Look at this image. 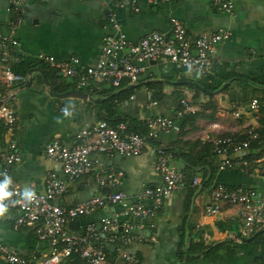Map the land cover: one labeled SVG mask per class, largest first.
Masks as SVG:
<instances>
[{
  "label": "crops",
  "instance_id": "crops-1",
  "mask_svg": "<svg viewBox=\"0 0 264 264\" xmlns=\"http://www.w3.org/2000/svg\"><path fill=\"white\" fill-rule=\"evenodd\" d=\"M132 1L138 3V12L133 11ZM117 3V20L133 43L153 31L169 34L172 19L180 21L192 37L228 31L230 38L219 44L213 55L211 74L202 78L215 91L204 92L187 84L201 79L167 60L147 64L137 83H127L130 94L112 100L108 98L116 92L107 96H91L85 92L88 99L52 97L51 85L53 89L71 88V82L48 80L51 85L46 86L39 73H32L31 85L27 88L23 85L9 100L16 116L13 138L21 157V162L12 169L15 183L24 191L42 192L49 173L62 177L60 165L46 157L45 145L59 141L70 147L84 126L102 120L100 114H107L106 107L119 120L126 117L144 123L151 118L167 117L174 120V126L158 136L156 145L169 153L173 167L185 172L188 184L167 197L155 217L143 220V229L139 232L142 239L134 241L126 250L136 255L139 264H264V245L249 246L234 238L241 228L237 208L224 206L217 217L203 215L211 184L243 185L264 192V170L259 169L264 163L258 168L252 163L244 170H219L218 158L204 141L207 136L240 137L248 126L260 131L264 139V0H174L158 5H151L147 0H24L23 16L14 32L17 53L25 56L30 69H43L47 79L55 73L37 61L39 54L53 56L58 61L77 58L83 67L94 66L101 40L113 33L107 12ZM222 3H231L232 12L221 11ZM13 15L8 0H0L2 32H8ZM252 81L258 85H251ZM9 90L0 77V99ZM254 99L260 103L258 110L250 109ZM235 107L240 109L239 117L233 115ZM4 128L0 123L1 142ZM96 160L98 170L112 168L122 174L116 189L129 201L144 187L159 184L156 155L151 147L138 157L97 155ZM194 176L203 180L200 191L189 184ZM207 178L210 182L205 184ZM102 193L94 179L88 177L70 185L55 203L70 207ZM120 211L119 206L108 207L78 219L68 229L81 233L86 225L97 224L101 218L112 217ZM16 217V210L0 217V239L12 252L36 264L48 255L49 243L39 240L32 227L14 230ZM189 244L194 251L187 254ZM195 245L203 249L219 245L220 250L188 261L187 257L194 255ZM0 264L7 263L0 257ZM62 264L82 263L71 259ZM108 264L125 263L118 253H112Z\"/></svg>",
  "mask_w": 264,
  "mask_h": 264
},
{
  "label": "built area",
  "instance_id": "built-area-1",
  "mask_svg": "<svg viewBox=\"0 0 264 264\" xmlns=\"http://www.w3.org/2000/svg\"><path fill=\"white\" fill-rule=\"evenodd\" d=\"M171 1L174 0H147L151 5ZM8 2L14 15L8 25V32L4 33L0 29V77L10 88L0 99V123L5 125L4 140L0 141V184L5 183L6 179L10 180L8 191L12 195L3 203L8 211H17L13 229L32 227L39 240L49 243L48 255L36 264H62L71 259H77L82 264H108L112 253H118L125 264H139L136 255L126 249L134 241L142 239L139 232L143 229V220L155 217L164 200L188 184L185 172L173 167L169 153L156 145L158 136L173 128L174 120L167 117L148 119L143 123L148 129L146 136L132 130L127 123L120 122L111 126L101 120L84 126L75 135L70 147L59 141L48 142L45 155L60 165L62 177L49 173L44 180V190L32 192V201L26 200L25 191L15 183L12 176V169L21 162V157L13 138L16 116L9 106V100L29 78L13 70L15 65L25 60V56L17 53L18 42L14 37L23 16L24 0ZM118 6V3L115 4L107 12L108 24L113 33L101 40L96 65L83 67L77 58L58 61L45 54L37 55V61L46 64L58 77L72 81L79 91L87 88L100 90L101 84L118 89L123 81L135 84L144 73L146 65L158 60H167L191 72L196 79H202L211 74L217 46L230 38V33L224 30L192 37L180 21L172 19L169 34L153 31L133 43L128 40L117 20L115 8ZM131 6L133 11L138 12L136 1H132ZM232 8L231 3L220 5L221 11L227 14L232 12ZM181 103L186 106L184 101ZM259 108V101L252 100L250 109ZM233 115L240 116L239 107H235ZM259 140L258 132L251 126L245 127L240 137L207 136L204 139L218 158L219 170H244L252 163L258 168V165L264 163V152L257 159L251 161L249 158L252 147L260 145ZM147 141H152L153 145ZM147 147H151L156 155L155 169L159 184L144 187L134 200L129 201L124 193L116 189L121 184L122 174L112 168L98 170L96 157L133 158L140 156ZM88 177L94 179L101 191L106 189L108 193L95 195L70 207L55 203V200L67 193L70 185ZM189 184L200 191L203 180L194 176ZM207 193L209 203L203 210L204 217H217L224 206L237 208V217L241 223L238 234L234 235L237 240L250 238L264 230V192L243 185L229 187L218 183L211 184ZM112 206H119L121 211L112 217L101 218L97 224L86 225L81 233H73L68 229L78 219ZM0 257L7 264H30L27 259L12 252L1 239Z\"/></svg>",
  "mask_w": 264,
  "mask_h": 264
},
{
  "label": "trees",
  "instance_id": "trees-1",
  "mask_svg": "<svg viewBox=\"0 0 264 264\" xmlns=\"http://www.w3.org/2000/svg\"><path fill=\"white\" fill-rule=\"evenodd\" d=\"M31 68V64L27 62V60H23L21 63H19L18 65H15L13 67V70L14 72L18 73V74H21V75H24L26 76L27 75V72L28 70ZM47 74H48V71L46 70ZM48 80L49 82L52 81V82H56V83H62V78L58 77L57 75H52V76H49L48 77ZM196 83H198L200 85V87L198 88V90H201V91H204V92H213L215 91L213 89V87L211 85H209L207 83V79H201V80H198V81H195ZM251 85L253 86H257V82L255 81H252L250 82ZM51 85V83H50ZM101 87V89L98 90L97 89H90V88H87V89H84L83 91L88 93L89 95L91 96H94V95H98V96H107V94H112L114 92H116V94L114 96H111L109 97L108 99L109 100H112V99H121L123 98L124 96L130 94V87H127V82L126 81H123L122 82V85L120 88L118 89H115L113 87H106L104 84H101L99 85ZM128 90H126V89ZM73 87L69 88V87H61L60 89H56V87L53 89L52 88V85H51V91L52 92H65V91H68V90H72ZM130 89V90H129ZM97 90V91H96ZM92 91H96L97 93L94 94L92 93ZM130 97V96H129ZM128 97V98H129ZM106 115H103L101 112L100 115L102 117V120L110 123V121L113 120V123H110L111 126H114L120 122H124V123H127L129 125V127L134 130L135 132L139 133L140 135H143V136H146L148 134V129L143 125V123H140V122H137L133 119H130V118H122V120H119L117 119L116 117H114V114L112 113L111 111V108L110 107H106ZM101 111V110H100ZM115 120V121H114ZM260 136V145H254L252 147V153H251V157L249 158L251 161L260 157V155L264 152V139H263V136L262 134L260 133V131L256 130ZM147 143L149 145H153L152 141H147ZM259 152L256 154L255 151H258ZM260 167V166H259ZM259 169H263L264 170V164L259 168ZM210 182V178H207L205 180V184L209 183ZM249 239V240H248ZM243 242L247 243L249 246H260V245H264V230H261L257 233H255L253 236H251L250 238H247V239H244ZM196 249H195V252H194V255L193 257H187V260L188 261H191V260H194L196 258H199V256L203 255V254H215L217 253L219 250H220V246L219 245H215L214 247H211L209 249H203L201 247V245H195ZM187 251L186 253L187 254H190L193 250V247L191 246V244L187 245L186 246ZM192 250V251H190ZM263 261H264V258H263Z\"/></svg>",
  "mask_w": 264,
  "mask_h": 264
},
{
  "label": "water",
  "instance_id": "water-1",
  "mask_svg": "<svg viewBox=\"0 0 264 264\" xmlns=\"http://www.w3.org/2000/svg\"><path fill=\"white\" fill-rule=\"evenodd\" d=\"M35 72L39 73L42 76V78L45 81V85L46 86H50V83L48 82L47 75H46L45 71L43 69H41V68H32V69H29L28 72H27V75L29 76V79L24 84V86H23L24 88H27V87H29L31 85L32 81H31L30 77H31L32 73H35ZM187 84L193 85L196 88L200 87V85L197 84V83L189 82ZM50 95L52 97H55V98H58V99H63V98H67V97H74V98H79V99H88V95L85 92L79 91V90H70V91H67V92H64V93L50 92ZM96 102H98V101H95V103ZM1 103L2 102L0 101V105H1ZM102 192L103 193H108V190L104 189Z\"/></svg>",
  "mask_w": 264,
  "mask_h": 264
},
{
  "label": "clouds",
  "instance_id": "clouds-1",
  "mask_svg": "<svg viewBox=\"0 0 264 264\" xmlns=\"http://www.w3.org/2000/svg\"><path fill=\"white\" fill-rule=\"evenodd\" d=\"M9 183H10V180L6 179L5 183L0 184V217L4 216V214L8 211V208L4 205L3 201L9 199L10 196L12 195L8 191ZM24 198L28 201H32L33 193L31 191H25Z\"/></svg>",
  "mask_w": 264,
  "mask_h": 264
},
{
  "label": "rangeland",
  "instance_id": "rangeland-1",
  "mask_svg": "<svg viewBox=\"0 0 264 264\" xmlns=\"http://www.w3.org/2000/svg\"><path fill=\"white\" fill-rule=\"evenodd\" d=\"M60 78H62V77H60ZM62 80H66V81H70L69 79H65V78H62ZM71 82V85H72V87L74 86V84H73V82L72 81H70ZM75 89V88H74Z\"/></svg>",
  "mask_w": 264,
  "mask_h": 264
}]
</instances>
